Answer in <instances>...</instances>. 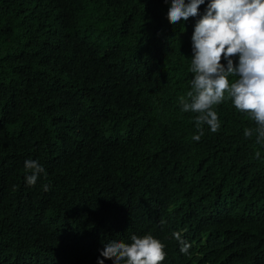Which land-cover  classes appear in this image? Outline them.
Instances as JSON below:
<instances>
[{
	"label": "trees",
	"instance_id": "16d2710c",
	"mask_svg": "<svg viewBox=\"0 0 264 264\" xmlns=\"http://www.w3.org/2000/svg\"><path fill=\"white\" fill-rule=\"evenodd\" d=\"M170 3L0 0V264H98L148 234L162 264H264V141L227 94L193 139L179 98L210 0L176 25Z\"/></svg>",
	"mask_w": 264,
	"mask_h": 264
},
{
	"label": "clouds",
	"instance_id": "9594fccd",
	"mask_svg": "<svg viewBox=\"0 0 264 264\" xmlns=\"http://www.w3.org/2000/svg\"><path fill=\"white\" fill-rule=\"evenodd\" d=\"M164 2L168 4L169 0ZM203 4L205 0H171L169 23L176 25L199 16ZM192 51L189 71L194 73V78L187 93L190 102L181 96L179 103L183 112L199 114L195 117L199 134L193 139H201L204 124L213 133L219 130L220 121L213 106L223 102L227 94L238 111L249 114L257 123L256 142L264 141V0H210L205 14L196 22ZM234 58H238V64ZM230 76L238 79L230 83ZM244 135L250 138L253 130L246 129ZM24 166L30 173L25 177L27 185L35 186L39 175L45 172L44 166L31 159ZM43 188L47 191L49 186ZM173 236L180 244V251L187 254L191 245L181 233ZM130 240L131 243L102 241L101 257L112 260L113 264H162L166 253L160 240L151 234L132 235ZM104 259H99L98 264H104Z\"/></svg>",
	"mask_w": 264,
	"mask_h": 264
}]
</instances>
